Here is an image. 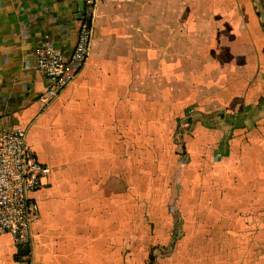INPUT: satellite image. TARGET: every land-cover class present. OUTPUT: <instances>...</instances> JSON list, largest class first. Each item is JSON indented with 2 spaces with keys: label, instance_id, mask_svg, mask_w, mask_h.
Wrapping results in <instances>:
<instances>
[{
  "label": "crops",
  "instance_id": "obj_1",
  "mask_svg": "<svg viewBox=\"0 0 264 264\" xmlns=\"http://www.w3.org/2000/svg\"><path fill=\"white\" fill-rule=\"evenodd\" d=\"M81 1L0 0V131L51 169L29 252L0 231V264H144L155 244L151 264H264L254 0H97L86 63L42 106L34 51L70 56Z\"/></svg>",
  "mask_w": 264,
  "mask_h": 264
},
{
  "label": "built area",
  "instance_id": "obj_2",
  "mask_svg": "<svg viewBox=\"0 0 264 264\" xmlns=\"http://www.w3.org/2000/svg\"><path fill=\"white\" fill-rule=\"evenodd\" d=\"M96 1L84 0L78 38L68 58L48 40L36 47L35 66L47 81L45 91L37 97L42 106H48L63 92L86 63ZM50 170L35 157L23 128L13 126L0 131V231L8 232L18 248L32 245V224L38 219L39 206L29 193L42 187Z\"/></svg>",
  "mask_w": 264,
  "mask_h": 264
},
{
  "label": "rangeland",
  "instance_id": "obj_3",
  "mask_svg": "<svg viewBox=\"0 0 264 264\" xmlns=\"http://www.w3.org/2000/svg\"><path fill=\"white\" fill-rule=\"evenodd\" d=\"M186 156L184 155H181L179 158H178V160H177V162L176 163H178V164H185V162H186ZM159 247H162V250H158V249H160ZM163 247H164V250H165V247H166V245H158V244H155V245H153V246H151V254H150V252H149V255L150 256H152V257H155L156 256V258L158 257V255H161L163 252H164V250H163ZM166 251V250H165ZM154 252V253H153ZM155 255V256H154ZM155 261H156V259H155ZM154 261V262H155ZM144 264H151V260H149L148 258L146 259V260H144Z\"/></svg>",
  "mask_w": 264,
  "mask_h": 264
},
{
  "label": "water",
  "instance_id": "obj_4",
  "mask_svg": "<svg viewBox=\"0 0 264 264\" xmlns=\"http://www.w3.org/2000/svg\"><path fill=\"white\" fill-rule=\"evenodd\" d=\"M254 3H255V6L257 8V11H258V13L260 15V18H261L262 23H263V26H264V13H263V11L261 9L259 0H254ZM83 8H84V5H83V2L81 1V10H83ZM29 250H30V247L29 246H25L23 248H20V252L23 255L27 254L29 252Z\"/></svg>",
  "mask_w": 264,
  "mask_h": 264
},
{
  "label": "trees",
  "instance_id": "obj_5",
  "mask_svg": "<svg viewBox=\"0 0 264 264\" xmlns=\"http://www.w3.org/2000/svg\"><path fill=\"white\" fill-rule=\"evenodd\" d=\"M149 260H153L152 256H149Z\"/></svg>",
  "mask_w": 264,
  "mask_h": 264
}]
</instances>
